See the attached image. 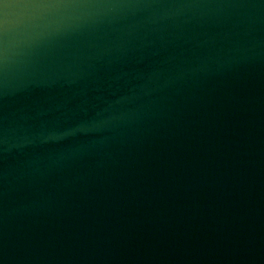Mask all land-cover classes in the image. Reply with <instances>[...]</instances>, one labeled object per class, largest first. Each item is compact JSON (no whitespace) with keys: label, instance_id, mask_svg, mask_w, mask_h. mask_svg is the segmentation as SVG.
I'll use <instances>...</instances> for the list:
<instances>
[{"label":"water","instance_id":"1","mask_svg":"<svg viewBox=\"0 0 264 264\" xmlns=\"http://www.w3.org/2000/svg\"><path fill=\"white\" fill-rule=\"evenodd\" d=\"M0 264H264V0L3 10Z\"/></svg>","mask_w":264,"mask_h":264},{"label":"snow or ice","instance_id":"2","mask_svg":"<svg viewBox=\"0 0 264 264\" xmlns=\"http://www.w3.org/2000/svg\"><path fill=\"white\" fill-rule=\"evenodd\" d=\"M35 2H37V0H0V13L10 6H27Z\"/></svg>","mask_w":264,"mask_h":264}]
</instances>
